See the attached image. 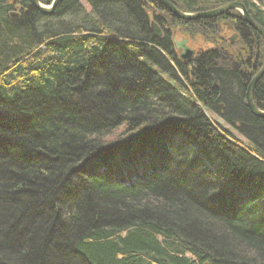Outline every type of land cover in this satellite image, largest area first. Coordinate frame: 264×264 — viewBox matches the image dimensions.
Instances as JSON below:
<instances>
[{"label":"trees","instance_id":"obj_1","mask_svg":"<svg viewBox=\"0 0 264 264\" xmlns=\"http://www.w3.org/2000/svg\"><path fill=\"white\" fill-rule=\"evenodd\" d=\"M83 1L89 14L64 0L44 15L0 0V264H264V119L246 102L263 38L234 11L183 22L155 0ZM169 2H241L264 28V0ZM222 21L251 67L221 49L179 61L172 29ZM253 97L264 111V77Z\"/></svg>","mask_w":264,"mask_h":264},{"label":"rangeland","instance_id":"obj_2","mask_svg":"<svg viewBox=\"0 0 264 264\" xmlns=\"http://www.w3.org/2000/svg\"><path fill=\"white\" fill-rule=\"evenodd\" d=\"M54 1V0H53ZM53 1L49 4V5H44V4H42L41 2V4L42 5H44L45 7H47V8H49V7H51L52 6V3H53ZM156 1V0H155ZM168 2H169V0H167ZM81 2L83 3V5L85 6V10H86V13H90L91 12V8H90V6L89 5H87L83 0H81ZM158 2V1H157ZM159 3V2H158ZM231 3H235V2H231ZM237 3H241V2H237ZM160 4V3H159ZM228 4V3H227ZM59 5V4H58ZM57 5V6H58ZM160 5H162V4H160ZM226 5V4H225ZM163 6V5H162ZM224 6V5H223ZM57 8V7H56ZM55 8V9H56ZM167 12H169L165 7H163ZM39 11V10H38ZM55 11V10H54ZM53 11V12H54ZM234 12H237V13H240L241 14V12H239V11H237V10H233ZM40 12V11H39ZM52 12V13H53ZM182 12V11H181ZM205 12H207V11H205ZM230 12H232V11H230ZM19 13H20V11H19V8L17 7H14L13 8V10L12 11H10L9 12V16L12 18V19H16L17 17H18V15H19ZM40 13H42V12H40ZM52 13H49V14H44V13H42V14H44V15H50V14H52ZM152 13V12H151ZM186 13V12H185ZM171 14V16H174V14H172V13H170ZM226 14H228V13H226ZM226 14H223V15H220V16H218V17H221V16H224V15H226ZM242 16V15H241ZM176 19H178L176 16H174ZM82 17L80 16L79 18H78V20H72V19H74V18H68L67 20H71L69 23H75V22H78V23H80L81 22V19ZM153 18V17H152ZM215 18H217V17H215ZM243 18V17H242ZM212 19H214V18H212ZM153 20V19H152ZM179 20H181V19H179ZM206 20V19H205ZM244 20V19H243ZM181 21H183V20H181ZM183 22H187V21H183ZM191 22H194V21H191ZM221 28H220V32L218 33V34H216L215 36L214 35H211V36H208V37H205V36H202V37H197V36H193V35H189L187 32H185V31H183L181 28H179V27H176V28H174V29H172L173 30V32L174 31H176L177 33H175L176 35H175V37H173V33H172V37L171 38H174L175 39V41H180V40H183V41H185L186 42V44H187V47H189L190 49H192V50H197V49H199V48H204V49H206L207 50V48H211V49H221L223 52H225L227 55H228V57H229V60H230V58H235V57H237V56H239V54H237L239 51H241V48L242 47H244V46H242L241 44H240V36H238V34H236L237 32L235 31V27H233L231 24H230V22H228V21H222L221 22ZM248 25V24H247ZM249 26V25H248ZM250 27V26H249ZM251 28V27H250ZM255 31V30H254ZM256 32V31H255ZM257 33V32H256ZM201 35V34H200ZM237 37V38H236ZM234 38H236V39H234ZM264 40V39H263ZM173 42V41H172ZM248 51V50H247ZM246 56H248V54H246L245 52L243 53L242 52V56L239 58L240 59V61H236V64H238V63H240V62H242V66H243V68H245V69H243V70H247V68H246V66L243 64L246 60H247V57ZM180 60V59H179ZM263 64H264V62H263ZM263 64L261 65V67L259 68V70L262 68V66H263ZM155 69H157V68H155ZM259 70H257V72L259 71ZM256 72V73H257ZM251 73V72H250ZM256 75V74H255ZM254 75V76H255ZM264 77V76H263ZM262 77V78H263ZM164 78L167 80V81H169L171 84H173V85H175V82H172L170 79H169V77L165 74L164 75ZM253 79V78H252ZM252 79H251V81H252ZM251 83V82H250ZM259 83V82H258ZM257 83V84H258ZM256 84V85H257ZM250 85V84H249ZM256 85H255V87H256ZM255 87H254V89H255ZM249 88V87H248ZM253 93H254V90H253ZM185 95V94H184ZM246 102H247V98H246ZM253 102H254V97H253ZM254 104H255V102H254ZM247 105H248V103H247ZM256 105V104H255ZM257 107V106H256ZM258 108V107H257ZM250 109V108H249ZM259 109V108H258ZM250 111H251V109H250ZM263 111V110H262ZM251 113H252V111H251ZM253 114V113H252ZM207 115H208V117L209 118H211L213 121H215V122H217V123H219L226 131H228L229 133H231V135L232 136H234L236 139H238V140H240L241 142H243L245 145H248L247 144V141L243 138V137H241L232 127H230L228 124H226L219 116H217L216 114H213L212 112H210V111H207ZM254 116H255V114H253ZM255 117H257V116H255ZM177 175H179L178 173H177ZM137 180L138 179H134V180H132L133 182H137ZM145 179H142L141 181H144ZM214 183H215V180H214ZM233 194V193H232ZM238 197H240V196H237L236 195V200L237 199H240V198H238ZM227 201L228 202H230L231 201V199H227ZM231 205H233V204H231Z\"/></svg>","mask_w":264,"mask_h":264},{"label":"water","instance_id":"obj_3","mask_svg":"<svg viewBox=\"0 0 264 264\" xmlns=\"http://www.w3.org/2000/svg\"><path fill=\"white\" fill-rule=\"evenodd\" d=\"M63 1L64 0H54L52 3V6L47 8L44 5H42L39 0H31L33 6L37 10H39L40 12H42L44 14L52 13L55 10V8L57 7V5ZM156 1H158L160 4H162L163 7H165L170 13L174 14V16H176L178 19H181V20L187 21V22L196 21V20L212 19V18L218 17L220 15L226 14L230 11L237 10V11L241 12V15H242L244 21L264 39V28L252 19L248 10L246 9L244 4H242V3H237V2L228 3V4L221 6L218 9L213 10V11L190 14V13L181 12L180 10H178L173 4H171L167 0H156ZM175 44H176V49L180 55L179 58L181 61L188 62L194 56V54H195L194 51H192L191 49H189L187 47V44L185 41H183L182 44H180L178 42H175ZM234 70H237V68H234ZM263 76H264V64H263L262 68L253 77V79L249 85L248 93H247V103H248V106L251 109L252 113L255 114V116L264 119V111L258 109L253 102L254 87L262 79Z\"/></svg>","mask_w":264,"mask_h":264},{"label":"flooded vegetation","instance_id":"obj_4","mask_svg":"<svg viewBox=\"0 0 264 264\" xmlns=\"http://www.w3.org/2000/svg\"><path fill=\"white\" fill-rule=\"evenodd\" d=\"M170 13V12H169ZM179 28H181V27H179ZM182 29V28H181ZM172 33H173V37H175V33H177L176 31H174L173 32V30H171V37H172ZM236 34H238V33H236ZM194 36H197V37H202L203 35H200V34H196V35H194ZM238 36H240L239 34H238ZM237 38V37H236ZM236 38H234V39H236ZM171 40L173 41V45H174V52L176 53L177 52V49H176V44H175V39L174 38H171ZM178 43H183V40H180V41H177ZM210 50H213V49H211V48H207V50L206 49H204V48H199V49H197L196 51L195 50H193L194 51V56L189 60V62L188 63H192L193 61H194V59H195V57H197L198 55H200L201 53H205V52H207V51H210ZM248 50V51H247ZM242 52L244 53H246V54H248V56H246L247 57V60L243 63L245 66H246V68H247V63H249V65H248V67H251V63H252V57H251V50L247 47V46H244V47H242L241 48V51H239L237 54H239V56H237V57H235V58H230V63H231V65H232V67H233V69L234 68H237V70L236 71H239V70H241V69H245V68H243V66H242V62H240V63H238V64H236V61H240V57L242 56ZM188 63H186V64H188ZM254 68H256L255 66H254Z\"/></svg>","mask_w":264,"mask_h":264},{"label":"bare ground","instance_id":"obj_5","mask_svg":"<svg viewBox=\"0 0 264 264\" xmlns=\"http://www.w3.org/2000/svg\"><path fill=\"white\" fill-rule=\"evenodd\" d=\"M245 6V5H244ZM219 8V7H218ZM218 8H216V9H218ZM216 9H213V10H216ZM213 10H210V11H213ZM200 13V12H199ZM190 14H196V13H190ZM196 21H199V20H196ZM180 44H182V42L180 43ZM189 48V47H188ZM190 49V48H189ZM192 50V49H191ZM193 51V50H192ZM185 52V51H184ZM196 58V57H195ZM247 93H248V90H247ZM247 93H246V98H247ZM249 107V106H248ZM231 127V126H230ZM255 158H257L256 156H254ZM162 167H164V166H162V165H160V168L162 169ZM155 168L153 167V169L152 170H154ZM128 232H130V229L129 230H127V232H125L123 235H122V237L123 238H127L128 237ZM148 264H154V262H152V260H150V263H148Z\"/></svg>","mask_w":264,"mask_h":264}]
</instances>
